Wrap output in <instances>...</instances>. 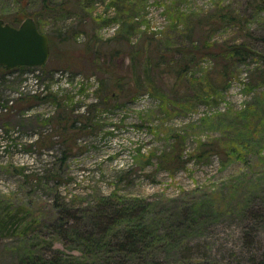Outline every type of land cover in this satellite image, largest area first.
Instances as JSON below:
<instances>
[{"label": "rangeland", "instance_id": "374dc122", "mask_svg": "<svg viewBox=\"0 0 264 264\" xmlns=\"http://www.w3.org/2000/svg\"><path fill=\"white\" fill-rule=\"evenodd\" d=\"M19 8L54 47L43 67L0 69V264L50 250L82 260L50 227L112 192L161 219L162 258L264 264V60L215 76L219 45L264 54V0H0V19ZM227 10L236 24L205 26ZM179 50L192 59L181 79L167 71ZM64 117L86 126L74 143ZM173 144L188 163L171 172L156 156Z\"/></svg>", "mask_w": 264, "mask_h": 264}, {"label": "trees", "instance_id": "16d2710c", "mask_svg": "<svg viewBox=\"0 0 264 264\" xmlns=\"http://www.w3.org/2000/svg\"><path fill=\"white\" fill-rule=\"evenodd\" d=\"M39 1H41L42 6L47 7L50 0ZM22 2L23 0H21ZM25 8H19L16 12L8 14L4 17V22L17 27L25 18H35L36 14ZM238 18L231 10L219 11L207 18L205 26L232 25L238 22ZM35 23L38 28L37 22ZM49 44L50 51L53 53L54 46L50 39ZM217 48L218 51L215 56L218 63H221V67L218 72L219 67L216 69L215 76H224L230 67L251 58H262L264 60L263 53L256 51L245 43L222 44ZM184 53L185 50H179L180 59L175 65L168 66V74L174 75L177 79H181L185 75L188 69L186 65L192 61L190 58L187 59ZM218 63L217 66H219ZM0 69L7 71L2 66H0ZM43 97L46 96L40 97L37 94H32L28 99L39 100ZM46 98L56 100L57 97L50 94ZM61 120L63 124L60 128L64 131L63 135L65 137L69 136L67 139L74 143L81 135L79 132L86 128L81 121L83 119L74 118L69 125L65 122L66 117ZM174 137L176 140L180 139L182 145V137L179 135ZM212 145L209 143L201 144L202 147L206 148L205 153L212 150L217 151V146L213 148ZM74 146L75 144H72L70 148L65 149L63 158L67 155V151L70 152ZM156 159L159 168L171 172L184 169L188 163L183 150L180 147L177 148L175 144L157 155ZM61 212L58 219L60 222L51 225L50 228L55 232L57 238L66 245L65 247L82 253L83 259L77 260L59 250H50L51 253L48 256H34L26 253L20 259L19 264H185L172 260L171 254L164 258L161 257L169 249V236L167 233H162L160 228L161 219L158 223L156 219L151 217L150 205L146 204L141 198H130L117 192H112L107 196H99L95 198L93 206L82 210V217L73 218L76 223L71 221L72 217H69L67 210L61 209ZM11 218H14V216H10ZM189 218L193 221V217ZM84 221H87L89 226H85ZM191 221L184 222L181 224L182 227L178 225L175 229H182L185 234L186 228L193 225ZM186 246H188V249L190 248L188 243ZM68 258H71V260H68Z\"/></svg>", "mask_w": 264, "mask_h": 264}, {"label": "water", "instance_id": "95a60500", "mask_svg": "<svg viewBox=\"0 0 264 264\" xmlns=\"http://www.w3.org/2000/svg\"><path fill=\"white\" fill-rule=\"evenodd\" d=\"M49 55V39L32 18H25L17 27L0 19V66L6 70L40 67Z\"/></svg>", "mask_w": 264, "mask_h": 264}, {"label": "built area", "instance_id": "2783aa9c", "mask_svg": "<svg viewBox=\"0 0 264 264\" xmlns=\"http://www.w3.org/2000/svg\"><path fill=\"white\" fill-rule=\"evenodd\" d=\"M60 74H62V72L57 73V75H60Z\"/></svg>", "mask_w": 264, "mask_h": 264}]
</instances>
